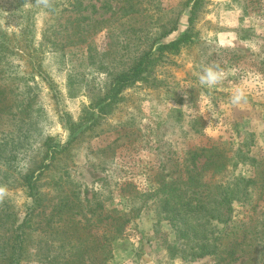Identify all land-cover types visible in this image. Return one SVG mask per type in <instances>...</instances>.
Here are the masks:
<instances>
[{
	"label": "rangeland",
	"instance_id": "1",
	"mask_svg": "<svg viewBox=\"0 0 264 264\" xmlns=\"http://www.w3.org/2000/svg\"><path fill=\"white\" fill-rule=\"evenodd\" d=\"M123 1L48 0L45 5L39 0H0V28L18 44L17 53L11 54L18 74L5 75L0 85L6 84L8 96L26 107L23 119L3 120L0 127L12 131L0 134L6 154L0 157V188L17 218L24 214L21 175L43 158L44 139L66 143L70 134L65 119L77 121L98 102L108 88L107 74L121 68L120 60L128 63L154 43L160 24L178 20L177 29L155 46L187 28L193 33L191 43L164 53L146 81L123 90L117 104L71 141L43 174L42 203L31 215L27 257L21 264H46L36 255L39 230L59 195L77 193L90 201H84L90 208L101 202L107 210H138L121 244L106 258L99 250L87 252L85 264H264L260 185L250 184L247 197L232 202L226 233L217 240L219 247L234 250L225 259L191 254L200 233L179 234L181 228L163 218L157 198L146 196L163 180L185 177L188 150L219 146L225 156L215 177L217 184L231 188L239 186L237 176L252 178L256 168L264 169V0H201L192 23L187 21L191 0H133L138 11L127 15L117 10ZM75 16L84 18L80 24L86 42L67 44ZM25 47H33L34 53ZM213 62L227 75L209 89L199 84L198 76L202 65ZM236 87L245 89L246 104L230 103ZM96 106L88 109L96 112ZM203 161L199 157L198 165ZM131 194L136 196L131 199ZM100 211H87L86 217L95 219ZM214 225L224 229L222 223ZM95 230L100 235L101 228Z\"/></svg>",
	"mask_w": 264,
	"mask_h": 264
},
{
	"label": "trees",
	"instance_id": "2",
	"mask_svg": "<svg viewBox=\"0 0 264 264\" xmlns=\"http://www.w3.org/2000/svg\"><path fill=\"white\" fill-rule=\"evenodd\" d=\"M136 2L124 0L117 10L124 15L136 13L138 11ZM200 2L201 0L187 2V6H189L187 21L189 23H192V15ZM77 3L80 5L81 1H77ZM83 19L81 16L72 18L71 23L75 22V24L72 26V32L67 34V44L86 42L85 33L80 24V20ZM102 21L97 20V23ZM177 22L178 20L174 19L160 24L153 39L154 43L142 48L130 62L120 60L121 68L107 74L109 81L106 94L98 102L91 103L90 107L84 109L77 121L65 119V125L70 134L66 143L54 142L50 137L44 139L41 144L43 158L35 168L38 172L35 173V169H27L20 178V187L25 197L22 218H17L16 212L9 209L10 205L7 201L0 200V227H4L3 234L0 235V264H21L22 260L26 259L27 238L32 227L31 215L42 203L40 180L45 172L54 167L56 161L59 160V154L66 151L71 141L80 138L85 130L92 129L96 125L98 117L109 112L117 104L123 90L137 82L146 81L154 67L163 59L165 52L176 53L182 45L192 42L193 33L187 28L177 38L155 46L159 40L177 29ZM102 28V26L98 27L100 30ZM145 38H142V41ZM53 44L57 43L53 41ZM17 45L15 38L11 39L0 28V80L5 75L8 76V79L11 75L12 78H16L18 74L11 60V54L17 53L15 50ZM23 50L28 51L31 55L35 51L33 47H25ZM22 76L25 78L24 74ZM8 90L6 84L0 85V127L3 120L15 122L19 121V118L23 119L22 112L26 108H23V104H19L16 98H10ZM95 104L98 107L96 112L92 111L93 109H88ZM13 127L15 126L13 125ZM4 131L6 134L12 132L11 129L1 130L0 128V134ZM195 131L199 130L195 129ZM1 146L0 137V157L5 158L6 154ZM222 152L219 146L214 145L200 148L199 151L188 150L185 177L182 179L179 176L170 181L163 180L158 188L146 194V196L157 198L161 206L160 211L164 213L163 218L175 228H181L179 234L200 233V237L192 244L191 254L194 256L213 255L216 258L225 259L227 255L233 254L232 246L229 248L219 247L220 243L217 241L221 235L226 233L227 226L225 227V225L231 220L232 202L246 198L248 192L245 189L250 184H258L262 192L264 191V169L256 168V175L252 178L237 176L234 182H236L235 185H239L238 187L231 188L217 184L215 175L222 171L225 156ZM201 156L204 157V161L198 165L197 160ZM258 166L260 167V165ZM208 169L212 170L209 172L210 174L205 173ZM238 193L241 194L238 196ZM135 196L136 194H131L128 197L132 199ZM84 201L90 202L88 199H82L79 193L72 196L69 194L58 196L56 202L53 203L48 220L38 233L36 255L40 261L46 262V264H85L83 255L91 250L103 252L104 258H106L113 246L121 244V240L125 238L126 225L138 214V210L132 207L127 212L118 209L107 210L104 205L101 206V202H97L93 208H90L92 204L87 205ZM97 207H100L101 211L98 212L95 219L86 217L85 212L94 214ZM8 218L10 221L7 224ZM214 223L224 224L225 230L218 231ZM97 227L101 228L100 235L95 230ZM217 231V235H211Z\"/></svg>",
	"mask_w": 264,
	"mask_h": 264
},
{
	"label": "clouds",
	"instance_id": "3",
	"mask_svg": "<svg viewBox=\"0 0 264 264\" xmlns=\"http://www.w3.org/2000/svg\"><path fill=\"white\" fill-rule=\"evenodd\" d=\"M40 3L48 4V0H39ZM225 70L218 63H208L202 65L198 76L199 84L209 89L220 85L226 78ZM186 95V94H185ZM230 103L233 106H241L247 103V94L243 87H236L230 95ZM214 115V114H212ZM5 196V190L0 188V200Z\"/></svg>",
	"mask_w": 264,
	"mask_h": 264
}]
</instances>
